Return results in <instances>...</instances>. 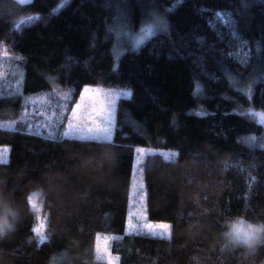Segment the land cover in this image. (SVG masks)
Listing matches in <instances>:
<instances>
[{"label": "trees", "instance_id": "16d2710c", "mask_svg": "<svg viewBox=\"0 0 264 264\" xmlns=\"http://www.w3.org/2000/svg\"><path fill=\"white\" fill-rule=\"evenodd\" d=\"M155 18L167 29L117 57L120 30ZM2 66L21 71L24 94L0 97V120L54 84L75 97L99 85L132 96L117 106L110 142L0 129L10 147L0 203L17 214L0 264H106L95 258L98 233L120 237L119 264H264V233L252 247L224 236L238 221L264 227V146L247 143L264 127L245 113L264 111V0H0ZM138 146L178 153L143 166L148 218L170 223V238L125 234ZM32 193L43 243L31 231Z\"/></svg>", "mask_w": 264, "mask_h": 264}, {"label": "rangeland", "instance_id": "374dc122", "mask_svg": "<svg viewBox=\"0 0 264 264\" xmlns=\"http://www.w3.org/2000/svg\"><path fill=\"white\" fill-rule=\"evenodd\" d=\"M17 1L19 2V0ZM30 1L31 0H27L26 3ZM159 20L163 21L160 18ZM156 21L157 18L142 26L136 32L120 30V39L115 50L117 57L124 52L125 45L128 46V49H138L146 43L159 28L163 27H158ZM150 28L153 33L151 35L148 32ZM141 37H143V40L139 46H135L136 41L140 40ZM7 69L8 67L6 66L0 68V97L14 93H20L23 95V77L19 82L21 71L19 69L14 70L15 68L12 70L9 68L11 74H8L10 71ZM85 89H87V91H85ZM124 93H130V96L124 95ZM131 96L132 89L129 87L99 85L86 86L81 93L75 97L71 91L54 84L52 91L49 93L34 97H25L23 101V110L20 116L16 120H0V125H4V127H0V129H19L29 133L42 135L47 138L110 142L115 139L117 129V106L120 100L129 99ZM77 105L80 106L78 109L76 107ZM245 113L264 127V111L247 110ZM70 123L76 129L75 131L69 130ZM103 128L110 129V133L106 135L104 132L99 131V129ZM89 129H91V131H89ZM248 140L247 143L257 141V143L264 146V134L259 140L256 138H249ZM0 150H2L0 151V162H7L10 158V147L0 145ZM177 154L178 153L175 150L141 146L135 148V161L130 187V203L125 234L147 233L161 238L171 237V235L169 237L167 229L162 230L160 228L161 225L169 226L170 223L152 221L148 218L147 189L143 178V166L144 161L150 155H161L166 160L175 161L178 157ZM30 196L33 197L36 204V208L33 210L37 218L35 226H39L40 224L47 225L46 217L42 211V204L38 199V195L32 193ZM130 224L135 227V231L130 230ZM234 224H241L244 228H247L249 225L255 228H260L244 221H238ZM146 225L152 226L151 232H149ZM98 234L101 236V251L103 250L104 238L111 240V244L114 240L120 238L116 235ZM261 235L262 232L257 234L258 240L252 246L258 243ZM229 240L233 242V238ZM239 245L249 247L243 243H240ZM94 251L96 260L108 264L107 258L103 255H101V258H97V235L95 237ZM111 256L114 260L117 257L112 252Z\"/></svg>", "mask_w": 264, "mask_h": 264}, {"label": "snow or ice", "instance_id": "6c2138e0", "mask_svg": "<svg viewBox=\"0 0 264 264\" xmlns=\"http://www.w3.org/2000/svg\"><path fill=\"white\" fill-rule=\"evenodd\" d=\"M27 0H19V3L24 4L26 3ZM218 16H221V13H217ZM32 18H29V20H31ZM25 23H28V21L25 20H20L19 23L16 25L17 30H19L20 25H23ZM157 26H163L164 30L167 29V25L164 24L163 21L159 20V18H157ZM149 34H153L152 33V29L150 28L148 30ZM143 40V37H141L140 40L136 41V45L135 46H139V44L141 43V41ZM71 59V58H69ZM85 91H87V89H85ZM124 95H129L130 93H124ZM77 109L80 107L79 105L76 106ZM74 114H75V110H74ZM0 127H4V125H0ZM69 130L70 131H75L76 129L73 127V125L70 123L69 124ZM89 131H91V129H89ZM99 131L104 132L106 135L110 133V129L108 128H103V129H99ZM2 151V150H0ZM178 155V154H177ZM28 203L33 207V210H35L36 208V204L35 201L33 200L32 196H29L28 198ZM146 227L148 228L149 232L152 231V226L151 225H146ZM46 228V224H40L39 226H34L31 231L33 233H35L36 237H38V243H43L46 241L47 237L46 234L44 232V229ZM130 230L135 231V227L133 225H129ZM160 228L163 229H167L168 230V235L170 237L171 232V226H166V225H161ZM234 231L232 233H230L229 235L233 238V242L236 244H246L249 247H251L257 240H258V236L257 234L260 233L262 231L261 228H255L251 225H249L247 228H244L241 224L234 225L233 226ZM100 243H101V236L100 234H97V258H101V255H103L104 257L107 258L108 264H119V257H116L115 260L112 258L111 256V251H110V244H111V240H109L108 238H104L103 240V250L101 251V247H100Z\"/></svg>", "mask_w": 264, "mask_h": 264}, {"label": "clouds", "instance_id": "9594fccd", "mask_svg": "<svg viewBox=\"0 0 264 264\" xmlns=\"http://www.w3.org/2000/svg\"><path fill=\"white\" fill-rule=\"evenodd\" d=\"M16 215L15 209L10 204L0 203V236L6 235L14 230ZM234 225L238 226V224H232L229 227V231L224 233L226 238L232 239L229 234L234 231ZM261 229V232L264 233V227H261Z\"/></svg>", "mask_w": 264, "mask_h": 264}]
</instances>
